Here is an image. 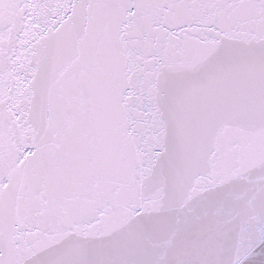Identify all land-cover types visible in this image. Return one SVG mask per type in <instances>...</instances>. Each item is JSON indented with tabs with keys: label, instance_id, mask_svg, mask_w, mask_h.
<instances>
[{
	"label": "snow or ice",
	"instance_id": "6c2138e0",
	"mask_svg": "<svg viewBox=\"0 0 264 264\" xmlns=\"http://www.w3.org/2000/svg\"><path fill=\"white\" fill-rule=\"evenodd\" d=\"M0 264H264V0H0Z\"/></svg>",
	"mask_w": 264,
	"mask_h": 264
}]
</instances>
